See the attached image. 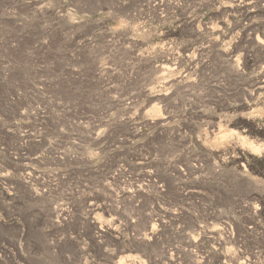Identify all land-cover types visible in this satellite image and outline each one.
Masks as SVG:
<instances>
[{
  "label": "rangeland",
  "instance_id": "obj_1",
  "mask_svg": "<svg viewBox=\"0 0 264 264\" xmlns=\"http://www.w3.org/2000/svg\"><path fill=\"white\" fill-rule=\"evenodd\" d=\"M133 260L264 264V0H0V264Z\"/></svg>",
  "mask_w": 264,
  "mask_h": 264
},
{
  "label": "bare ground",
  "instance_id": "obj_2",
  "mask_svg": "<svg viewBox=\"0 0 264 264\" xmlns=\"http://www.w3.org/2000/svg\"><path fill=\"white\" fill-rule=\"evenodd\" d=\"M168 118V116H166V115H163L162 116V119L163 120H166ZM102 134H101V132H98V133H96V135H95V137L96 138H100V136H101ZM95 138V139H96ZM104 145V144H103ZM64 156V155H63ZM116 165H118V166H120L121 168H122V159H118V160H116ZM27 168V167H26ZM120 168V169H121ZM26 170V169H25ZM24 170V171H25ZM32 173H34V172H32ZM32 173L31 172H29V171H27L26 173H25V175H24V173H23V176H22V179H21V182H22V184H24L25 186H26V184H28L29 183V181H30V179L31 178H33V175H32ZM119 174H122V170H117V172L116 173H114V176L115 177H117ZM146 175L147 176H151V173H149V172H147L146 173ZM114 179H116V178H114ZM48 186V185H47ZM113 189V188H112ZM122 185L121 186H119L118 188H117V193H118V196H120V197H122ZM28 190V189H27ZM111 190V189H110ZM29 192H28V194L30 195V197L32 198V197H35V196H38L39 195V192L38 191H35L34 189L32 190H28ZM69 194V193H68ZM70 194H71V192H70ZM111 196V195H110ZM97 208H98V206L96 205V204H94V203H92V204H90V208H88V210H89V213L91 214V213H94L96 210H97ZM50 212H51V217H53L52 219L54 220L55 219V221H57V222H62V221H65V216H67V211H66V209H64V208H58V207H56V206H54V207H52L51 208V210H50ZM50 215V214H49ZM50 218V217H49ZM52 221V220H51ZM54 222V221H53ZM56 222V223H57ZM131 263L132 264H136V260H133V261H131Z\"/></svg>",
  "mask_w": 264,
  "mask_h": 264
}]
</instances>
